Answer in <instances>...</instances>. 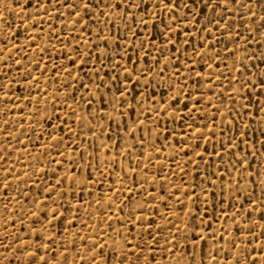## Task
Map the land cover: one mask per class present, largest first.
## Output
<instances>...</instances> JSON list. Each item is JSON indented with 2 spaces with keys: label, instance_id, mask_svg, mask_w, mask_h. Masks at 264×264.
<instances>
[{
  "label": "rangeland",
  "instance_id": "obj_1",
  "mask_svg": "<svg viewBox=\"0 0 264 264\" xmlns=\"http://www.w3.org/2000/svg\"><path fill=\"white\" fill-rule=\"evenodd\" d=\"M180 2L0 0L2 264H264V0Z\"/></svg>",
  "mask_w": 264,
  "mask_h": 264
},
{
  "label": "snow or ice",
  "instance_id": "obj_2",
  "mask_svg": "<svg viewBox=\"0 0 264 264\" xmlns=\"http://www.w3.org/2000/svg\"><path fill=\"white\" fill-rule=\"evenodd\" d=\"M79 4L82 6L83 8V11H84V15H87L89 16L90 18V9L92 8H95L97 7V5L99 4H104V0H96V3L94 4L92 2V0H78ZM121 2L125 5L124 9H123V12L125 14L128 13L129 11V8L132 7V6H135L136 8H141V4H143V0H141L140 3H137V0H121ZM153 2V5L155 7V9L157 10V15L159 14H164V15H169L171 14V16L173 18H175V14H176V10L180 7H183V8H188L189 7V4L188 3H181L180 0H152ZM256 2L258 3L259 0H256ZM29 3H31V0H29ZM52 4V3H55L57 5V7L61 6L62 5V0H36V5H37V9L39 10V8L43 5V4ZM204 3L206 6H211V10H212V13L214 16H218L219 18L215 21V23L217 25H219L221 23V21H224V17L226 15H229V9H228V5H237V4H240V7L243 8L245 6H247V14H248V20L252 21L253 23H255V18H256V15L257 13H255L252 8H251V4L253 3V0H204ZM161 5H163V7H161ZM224 6V13L221 15V14H218L216 13V8H219L221 6ZM71 7L75 8L76 5L75 4H72L70 5ZM105 7H107L108 5L105 4L104 5ZM115 7L117 9V11H120L121 9V3H116L115 4ZM167 10V11H166ZM141 11L144 12V11H147V4H144L143 7L141 8ZM203 11V8L201 9V12ZM45 12H47V8H45ZM240 12V9L237 8V13ZM101 15H103V13H101ZM123 17H121L122 19ZM0 19H3L2 17H0ZM240 19L243 20L244 19V14L243 13H240ZM261 20H264V15H262L260 17ZM131 20L133 22V24L135 23V16H131ZM198 22V21H197ZM77 23H79V21H77ZM141 23L144 24L145 26L147 25V21L146 20H141ZM161 23H163V21H161ZM213 21L212 20H209L208 21V24H212ZM227 23V27L229 29H231L233 27V25L230 23V22H226ZM113 26H115V21H113ZM258 27H264V24H261L259 25ZM111 30V29H110ZM219 31V28L217 29ZM135 36H138L139 33L136 32L134 33ZM239 35V33H237V36ZM3 41H0V43H2ZM151 42V41H150ZM98 46V45H97ZM105 47H107V44L105 42ZM143 47V45L141 44V48ZM99 59V57L97 58ZM139 57L137 59V63L139 62ZM129 60H131V58H129ZM145 62H146V59H145ZM73 63H75V61H73ZM148 71H151V69H148ZM143 72V70H142ZM133 73H135V69H133ZM71 73H69L70 75ZM160 75H162V71L161 73H159ZM126 79V82H130L128 80V77L125 78ZM139 79V77L137 78ZM259 83H260V87L261 88H264V76H261L260 77V80H259ZM253 87V89L256 88V84L253 83L251 85ZM81 87H86L85 85H81ZM97 88H100L101 85L100 84H97L96 85ZM126 91V88L122 89V88H117V92L120 94V96L118 97V99H121L124 95V92ZM88 106L91 107V104H92V101L89 100L88 102ZM104 101H103V98H101V104H103ZM123 104V101L121 99V106ZM71 107V106H69ZM115 107V106H114ZM133 131H135V129H133ZM197 155H200L199 153H197ZM257 175H259V173H257ZM251 183H255V181H251ZM252 194V193H250ZM246 203H248L250 206H252V210L254 211L255 210V206L252 204L251 201H245ZM262 204H264V201H262ZM232 205H230L231 207ZM262 217H264V213L261 214ZM248 216L251 217V213L249 212L248 213ZM55 214L53 215V219H55ZM137 220H140V217H137L136 218ZM203 223V221H202ZM151 224H152V221L151 219H149L148 221V227L150 228L151 227ZM211 227V224L209 223L208 224V228ZM245 227H248L247 225H245ZM249 233L251 234V232L253 231V229L249 228L248 229ZM262 235H264V232L261 233ZM209 238H212L211 236ZM224 235L221 234V236L219 237V239L216 241L217 243H219L220 241H223L224 240ZM40 237L37 236V240L39 241ZM200 241H205V237L204 236H197V235H193L191 237V242L193 244H196V243H199ZM206 242V241H205ZM176 245L173 244V247H175ZM8 245L4 244L2 240H0V248H7ZM103 247V245L101 246ZM232 247L233 248H237L239 247L238 244H235L233 243L232 244ZM17 249H19L20 251L17 253ZM16 249V254L17 256L19 255H22L23 252H27V248H17ZM201 251H203V247L201 248ZM38 254V249L37 250H34L32 252H27V256H28V264H35V257L37 256ZM3 256V253L0 252V257ZM251 256V253H248L246 256H245V260H248L249 257ZM140 257L138 256L137 259H139ZM41 260H43L44 258L41 256L40 257ZM93 259H95L93 257ZM147 259V257H146ZM225 259H227V256H225ZM251 260H252V264H257V261L255 259V257H251ZM0 264H2V262H0ZM44 264H47V261L45 260L44 261ZM236 264H240V261L239 259H237L236 261Z\"/></svg>",
  "mask_w": 264,
  "mask_h": 264
}]
</instances>
